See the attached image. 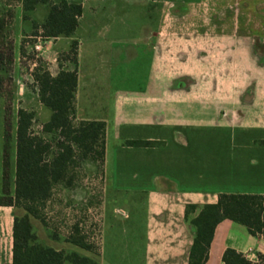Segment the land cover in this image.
Listing matches in <instances>:
<instances>
[{
    "label": "crops",
    "instance_id": "crops-1",
    "mask_svg": "<svg viewBox=\"0 0 264 264\" xmlns=\"http://www.w3.org/2000/svg\"><path fill=\"white\" fill-rule=\"evenodd\" d=\"M101 1L110 0H82L74 36L50 38L45 53L57 76L75 64H61L52 49L62 39L78 41L75 121L106 123L105 179L118 199L134 202L132 215H126L133 219L131 237L139 241L128 249L111 240L107 224L115 237L120 224L109 214L99 250L76 245L69 236L42 244L95 264H189L194 241L185 220L189 204L216 203L223 193L264 194V64L253 55L254 38L200 32L183 17L176 19L181 27L175 32L150 20L155 26L133 53L125 21L112 28L114 16L87 13V6ZM128 140L157 144L129 146ZM16 150V128H0V198L15 195ZM18 211L0 203V264L13 263ZM228 248L257 262L264 239L225 218L216 226L205 264H226Z\"/></svg>",
    "mask_w": 264,
    "mask_h": 264
},
{
    "label": "rangeland",
    "instance_id": "rangeland-1",
    "mask_svg": "<svg viewBox=\"0 0 264 264\" xmlns=\"http://www.w3.org/2000/svg\"><path fill=\"white\" fill-rule=\"evenodd\" d=\"M60 1L52 0L53 3ZM49 10L50 5L39 4L35 10L25 12L21 0H0V15H6L7 19L6 65L0 93V128L13 131L17 125L18 109L22 107L36 111L33 129L40 133L42 124L51 113L41 103L33 77L34 69L40 64L49 69L44 42L50 38L43 37L41 33V25ZM96 11L103 18L115 17L110 21L112 28H119L122 23L120 20L125 21L126 39L130 40L133 53L143 45L147 30L155 26L150 25V20L162 27L164 32H175L181 27L177 20L183 17L189 18L188 21L194 26L191 27L200 32L239 33L246 38H254L251 41L253 55L260 64H264V0H110L87 6L89 15ZM73 40L67 43L62 39L52 49L58 51L61 64L72 60ZM37 44L41 45L39 50L35 48ZM143 50H146L142 52L144 57L148 48ZM245 78L247 79L246 76ZM103 165L101 159L77 160L67 178L56 184L50 199L42 208L45 221L30 215L33 232L37 235L36 242L42 244L49 238L61 236L65 239L67 236L77 235L83 236L88 244L99 250L104 239V223L109 214H112L117 217L120 231L115 237L112 231L114 228L107 224V236L121 242L122 247L128 249L132 248L133 243H138V239L131 237L133 219H128L126 215L133 213V201L118 199L117 194L109 190ZM18 213L23 216L25 210L19 208ZM94 228L100 229L101 246L91 243Z\"/></svg>",
    "mask_w": 264,
    "mask_h": 264
},
{
    "label": "trees",
    "instance_id": "trees-1",
    "mask_svg": "<svg viewBox=\"0 0 264 264\" xmlns=\"http://www.w3.org/2000/svg\"><path fill=\"white\" fill-rule=\"evenodd\" d=\"M25 12L33 11L39 4L50 5L48 16L42 23V36L73 37L83 14L81 2L61 0H21ZM6 15H0V93L6 65L5 30ZM78 41L71 43L74 54L73 70L62 68L57 76L42 64L33 71L41 103L50 109V118L42 124L41 132L34 131L36 111L19 108L17 112L16 179L14 197L0 198V203L14 204L25 210L17 216L14 224V250L12 264H95L76 252L66 253L36 242L30 215L43 222L42 208L50 199L56 184L64 181L77 160H103L106 148V123L100 120L75 122V94L78 85ZM24 52L21 46V53ZM50 136L51 138H49ZM264 144V140L260 141ZM129 146H153L156 141L128 140ZM199 209L196 215L192 213ZM225 218L245 224L251 234L264 239V194L223 193L216 203L201 207L189 204L185 220L194 229L189 264H205L216 226ZM69 241L84 248L92 245L83 236L71 235ZM254 262L243 253L228 248L223 255L226 264H264V255L259 254Z\"/></svg>",
    "mask_w": 264,
    "mask_h": 264
},
{
    "label": "built area",
    "instance_id": "built-area-1",
    "mask_svg": "<svg viewBox=\"0 0 264 264\" xmlns=\"http://www.w3.org/2000/svg\"><path fill=\"white\" fill-rule=\"evenodd\" d=\"M40 47H41V45L40 44H37L36 46H35V48L36 49H40ZM100 233V229H95L94 228V234L92 235V237H91V243L93 244V243H95L96 245H99V246H101V241L102 240H100V236H101V233Z\"/></svg>",
    "mask_w": 264,
    "mask_h": 264
}]
</instances>
